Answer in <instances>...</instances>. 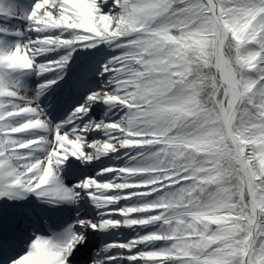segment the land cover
<instances>
[{"label": "snow or ice", "instance_id": "1", "mask_svg": "<svg viewBox=\"0 0 264 264\" xmlns=\"http://www.w3.org/2000/svg\"><path fill=\"white\" fill-rule=\"evenodd\" d=\"M11 3L0 264H264V0Z\"/></svg>", "mask_w": 264, "mask_h": 264}, {"label": "bare ground", "instance_id": "2", "mask_svg": "<svg viewBox=\"0 0 264 264\" xmlns=\"http://www.w3.org/2000/svg\"><path fill=\"white\" fill-rule=\"evenodd\" d=\"M73 57H78V55L77 54H74Z\"/></svg>", "mask_w": 264, "mask_h": 264}]
</instances>
